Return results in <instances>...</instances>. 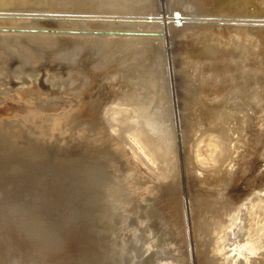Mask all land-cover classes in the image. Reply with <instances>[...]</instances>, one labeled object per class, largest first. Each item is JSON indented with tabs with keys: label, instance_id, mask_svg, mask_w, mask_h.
Returning <instances> with one entry per match:
<instances>
[{
	"label": "rangeland",
	"instance_id": "1",
	"mask_svg": "<svg viewBox=\"0 0 264 264\" xmlns=\"http://www.w3.org/2000/svg\"><path fill=\"white\" fill-rule=\"evenodd\" d=\"M145 1L42 0L40 4L36 2L31 6L27 5L30 8L28 11L26 7V10L20 8L17 11L16 8H7L5 2L2 4L6 8L0 4V10H6L0 11V88L2 86L4 90H16L19 86L24 87L20 89H25L27 85L40 87L41 82L37 81L40 77L30 73L48 69V64H44L48 54L39 53L36 56L33 52L35 46H31L33 40L43 39L45 43L42 42L44 44L41 45L51 46L53 49L61 46L73 54L60 49L64 53L58 55L56 64H64L68 69L67 77L56 81L51 90L63 94L50 97L49 100L57 106L47 109L36 118L37 121H43L26 127L20 118L2 114L0 116V201L4 202H0V264H49L52 260L56 264H144L138 245L133 240H128L127 236H122V231H116L117 225H122L115 218L117 212L114 211L109 195L104 191L106 189L102 185L103 179L98 172L96 160L81 158L77 154L81 131L75 128H79L87 120L86 114L76 116L74 112L78 103L84 102L99 109L107 136L121 145L140 172L159 182L164 193L174 201L173 216L178 221V251L171 254V259L168 258L171 264H187L190 261V264H223L219 262L222 258H226V264H240L244 260L243 256L249 255L253 244L264 242L263 157L257 161L254 172L249 171L250 176L242 183L229 177L236 172L237 165L234 166L229 161H224L225 159L217 166L209 165L213 158L210 155L214 154L213 143L219 141L228 144L232 141L226 137V132H222L220 123L214 125L208 120L214 104V108H219L224 104L234 107L236 103H242V107L245 105L252 117L256 116L258 119L256 110H252V105L248 103L251 95L255 93H240L241 96L237 94L233 88H236L238 79L234 77L233 80L227 74L229 72L226 71L225 63L214 61L215 56H224L225 52L226 31L219 26L223 18L208 15L214 0H156L159 4L155 6V0ZM159 14L162 17L158 18ZM70 40L76 42L75 47L69 43ZM19 45L30 48L32 52L25 49L15 55L13 52L19 50ZM2 47H6L7 51H3ZM217 47L222 51L216 49ZM184 51L190 52L189 58L182 55ZM31 57H36L37 66L20 64V58L27 60ZM188 63H194L191 69ZM141 65H145L146 71L134 80L144 84L135 86L119 84L117 78L112 77L117 70H107L115 66L131 69ZM198 65H201L203 71L197 70ZM78 67L81 69H76ZM6 68L9 73L12 71L11 76L16 77L17 81L2 78L6 77L3 76ZM192 70L198 71L195 77L201 83L200 86L193 77ZM213 71H216L215 76H212ZM101 72L105 73L102 79ZM209 75L212 77H208ZM97 78L100 80L96 83ZM224 85L230 86L227 88ZM222 86L223 89L220 88ZM225 90L226 94H230L226 95ZM22 91L26 93V90ZM37 91L47 93L43 88ZM84 91L83 95L77 94ZM205 94L207 102L204 103ZM223 96L225 97L222 98ZM129 97L133 101L126 102ZM21 99L20 97L17 100L22 101ZM211 99L212 105L209 104ZM44 102L46 105L48 98ZM57 107L60 108L55 110ZM122 108L134 116L144 113L147 119L150 116V121L153 117L157 119L156 122H151L157 124L161 135L165 134L162 135L161 143L162 146L165 145L163 168L153 164L154 158L150 156L152 153L147 154L134 135L113 122L110 115ZM57 114H61L63 118V127L66 128L63 131L60 130L62 124L59 125L61 128L49 130L51 117ZM259 128L263 132L264 123H259ZM68 129L71 131L67 133ZM169 145H173L172 148ZM263 151L264 143L261 145V152L264 153ZM206 155L210 156L208 160L205 159L208 157ZM229 165L233 166L231 170ZM217 173L221 178L218 176L219 182L215 184V188L224 183L226 187H234V193L238 192L237 194L246 190L248 198L231 210L209 207L206 196L212 198L215 188L202 186L199 177ZM252 183H263L255 195L249 192L252 188L249 184ZM180 195L183 196L179 198ZM106 196L110 201L106 200ZM249 196L251 199L256 198L254 204L261 212V218L255 222L251 220V213H248L254 205L251 204ZM180 199H183L182 203ZM223 201L231 205L232 200L224 196ZM247 210L248 224L253 225L255 233H251L248 240L235 237L226 239L224 234L229 230L232 233L234 227L239 223L241 225L240 213ZM257 211L255 209L253 212ZM209 214L215 216L218 222L212 219L214 217H209ZM101 253L105 257L102 262L99 258ZM245 264H255V261L247 258ZM261 264H264V257Z\"/></svg>",
	"mask_w": 264,
	"mask_h": 264
},
{
	"label": "bare ground",
	"instance_id": "2",
	"mask_svg": "<svg viewBox=\"0 0 264 264\" xmlns=\"http://www.w3.org/2000/svg\"><path fill=\"white\" fill-rule=\"evenodd\" d=\"M4 2L6 3L7 8L8 7L12 8V9L16 8V10H17V9H20V8L23 9L26 7L27 10H26V8H25V10L28 11V9H30V8L27 5L31 6L32 3H36V2L41 3L42 0H0V4H2V3L4 4ZM188 2H190V1H188ZM231 2H233V3H231ZM3 4H2V7L5 6V5L3 6ZM157 4H159V3L154 2V6ZM147 6L149 7V4H147ZM170 6H171V4H170ZM230 6H232V8ZM175 7H177V6H175ZM4 8H6V7H4ZM152 8H154V7H152ZM181 8H182V6H181ZM143 10H145V9H143ZM150 10H152V9H150ZM0 11H6V10H0ZM22 11H24V10H22ZM177 11H179V10L177 9ZM207 13L209 16L214 15L215 17L223 18L222 19L223 22L219 26L223 27L226 31V32H224V40H225L224 51L225 52H224V56H221V55L215 56L214 57L215 60L214 59L213 60L215 62L217 61V63L218 62L225 63L226 68H227L226 71L229 72V73H227V72L226 73L229 74L233 78V80H234V77H236V79H238V81L236 80L237 82L234 81V82H236V84H235L236 88H233L234 91L237 94L239 93L240 96H241L240 93H244V94L245 93H247V94L248 93H264V0H214V3L211 5V7ZM4 15H5V13H4ZM10 15H11V13H10ZM160 17H162V15H160L158 18H160ZM171 33H172V31H171ZM32 38H35V36H32ZM216 49H218L220 52L222 51L220 47H217ZM181 50L183 51V49H181ZM169 51H170V49H169ZM182 55L189 58L190 52L184 51L182 53ZM153 57H154V55H153ZM186 57H185V59L187 60ZM217 63H216V65H217ZM188 64H189L188 65L189 68L191 69V66L194 63H188ZM216 65H213V66H216ZM200 66L199 65L197 66V70L201 72L203 70H201L202 67H200ZM213 66H211V67L214 68ZM218 66H219V64H218ZM205 67H206V65H205ZM219 67H221V65ZM219 67H218V69H219ZM63 68H64V64H60V65H57L55 67V69H57V70H61ZM117 68L119 69V71ZM76 69H81V68L78 67ZM103 69H106V67ZM112 69H113V71L117 70L116 71L117 75L114 73L115 75H112V77L117 78V81L119 84H122V85H125V84L129 85L130 84V85H134V86L144 84V83H136V81L134 79H136V78L138 79L139 77L144 75V72L146 71L145 65H141V66H138L136 68H131V69L115 66V67H109L107 70H112ZM197 70H192L193 71V77H195L197 75V73H198ZM64 71H68V69L65 68ZM215 72L213 71L212 76H215L214 75ZM103 74L105 75V73L101 72V75H100L101 79H102ZM171 74H173V72H171ZM203 76H204V73H203ZM212 76L209 75L208 77H212ZM222 76H224V75L222 74ZM225 77H228V76L226 75ZM225 77H222V79L223 78L225 79ZM208 79H211V78H208ZM208 79H206V80H208ZM99 80L100 79L97 78L95 82L97 83ZM106 80H107V78L104 79V82H106ZM195 80L198 82V84L200 86L201 83L198 81V78L195 77ZM229 81L230 80H228V82ZM146 82H148V81L146 80ZM216 82H217V79H216ZM228 82L226 81L227 84H228ZM230 82L232 83V81H230ZM92 83L94 84L93 81H92ZM92 83L90 82V84H92ZM218 83L219 82H217V84ZM89 85H88V87H89ZM235 85H233V86L235 87ZM208 86H209V83H208ZM210 86H212V85H210ZM224 86H226V85H224ZM228 86H230V85H228ZM228 86H226V87L228 88ZM233 86H231V87H233ZM174 88H173V90H174ZM220 88L223 89V86ZM99 89H101V88H99ZM215 89L217 90L218 88H215ZM229 89H227V91ZM63 90H65V89H63ZM219 91H216V92L219 93ZM22 92H25V91H22ZM86 92H88V91L86 90ZM235 92H234V95H235ZM83 93H85V91ZM167 93H169V91ZM228 93L230 94V92H228ZM228 93L226 94V90H225V94L229 95ZM220 95H218V96H220ZM234 95H232V96H234ZM206 96H207L206 94L203 95V98L206 99ZM218 96H216V99H218ZM235 96H238V95H235ZM224 97L225 96H223L222 98H224ZM251 97H253V99L255 101V102H252V110H255V107H256V105H253V104H257L259 107L258 110L262 112L261 116H263L264 104L261 106L260 103H257L258 101L261 102V100H258V98L256 96H254V94H252ZM207 98L210 99L209 96ZM231 98H233V97H231ZM239 98L237 97V99H239ZM212 99L215 100V98H212ZM212 99L210 101L211 103H209L211 105H212V101H213ZM225 99H227V97ZM242 99H240V100H242ZM21 100L23 101V98ZM131 100H132V98H130L126 102H131ZM234 100H236V99H234ZM232 101H233V99H232ZM251 101H253V100L251 99ZM28 102H30V101H27V103L25 104V108L27 110H20V111H18V113H23V115H24L25 112H32V113L36 112L35 109L31 110V108H29L31 106V103H28ZM203 102L204 103L207 102V99L203 100ZM239 102H241V101H239ZM222 104H224V103H222ZM78 105H79V107H78L79 110H81V112H82L80 114L81 115L86 114L87 122L82 124L83 127L80 126L79 128H75V129L81 131V132H79V133H81V135L79 137L80 147L78 149H76V150H78L77 154L80 155L81 158L85 157V158L90 159V160H96L97 167L99 168L98 172L100 173V175L103 179L102 185L106 189L104 191L106 192V195L107 196L109 195V198L111 199V201H110L106 196V200L110 201L111 204L113 203L114 211L117 212L115 218L122 225V226L117 225L116 231H118V232L122 231V236H127L128 240L131 239L138 245V248L141 251V257H143L144 264H171L168 261V258L171 259V256H172L171 254L178 251V234L176 231V229H177L176 226L178 225V221H177V218L173 216L174 201H171V199L164 193L163 189H161V187H160L159 182L152 179V177H148L147 175H144L143 173L140 172L138 166L136 164H134V162L133 163L131 162V160L127 156V152H124V149L122 148L121 145H119L118 143H116L114 140L110 139L107 136V132L104 130V127H103V123H102L103 121L100 118L101 115L99 114V109L96 111L95 107L93 108V106H88L86 104V102L78 103ZM175 105H177V103ZM232 105H230V106H232ZM226 106L224 104V106L222 105V106H219V108H214V107H216V105L214 104L212 107L213 109L211 108L212 110L210 112L208 120L212 121V123L214 125H217L220 123L219 127L222 129V132H226L225 133L226 137H229V139L232 141H230L228 144H224L222 142H219V141L216 142L215 141V143H213V146H212L214 148V154H213V156H212V154L211 155L209 154L213 158H211V160L209 159L211 161V162L208 161L210 164L208 162L207 163L210 166L214 167L215 165L217 166L218 163L222 162L225 159L224 161H229V163H231L234 166L237 165L238 168L236 169V172L233 173V175L232 174L229 175V177L231 176L232 180L242 183L246 180L247 177L250 176L249 171L253 170L252 173L254 172L255 167L257 165V161L261 158V156L263 157V158H261V160L262 159L264 160V153L261 152V145L264 143V137H263L264 131L262 132V130L259 128V122H258V119L256 116H255L256 118L251 117L252 121L248 122L246 125V123H245L246 122L245 121L246 116H245V112H244L245 106L242 107V103H240V105H239V103L238 104L236 103L234 107H228V104ZM114 108H116V107H114ZM168 108H169V106H168ZM177 109L178 108H176V110ZM37 111L40 113V109L38 107H37ZM251 112H253V111H251ZM0 116H1V113H0ZM31 116H33V115H31ZM111 116L113 117V122L115 124H117L118 126H123V128L128 130L132 135H134L137 138L136 140H138V142L142 146L143 150L147 154L150 155L152 153L150 156H152L154 158L153 160L155 163H153V164H155L156 166H158L160 168H163V163H162L163 152H164L163 147L165 148V145L164 146L161 145L163 134L161 135L157 124L155 125V123H152L153 121L156 122L157 119L155 120L153 117V119H152L153 121L151 120L152 121L151 122L149 120V117H150L149 115H147V116H149L148 119L144 113L138 114V116L137 115L134 116L131 114L130 111H128L125 108H122L120 110H116V112L113 113V115H110V117ZM172 116H171V118H172ZM174 116H175V114H174ZM34 118L35 117H33L31 119H34ZM171 118H169V119H171ZM110 121L112 122V120H110ZM158 122H160V121H158ZM263 122H264V119H263ZM52 123H56L57 126L62 124V126H63L64 122H63V118H62L61 114L56 115L54 117V119L52 120ZM159 125L161 126V124H159ZM169 126H170V124H169ZM170 127H169V129H170ZM62 131H63V129H62ZM70 131L71 130L68 129L67 133ZM65 132H66V130H65ZM175 133H176V131H175ZM209 135H212V134H209ZM250 138H251V140H250ZM216 139H219V138L216 137ZM201 140H203V139H201ZM204 141H205V139H204ZM199 143H201V142H199ZM170 146L172 148L173 145H169V147ZM182 150H184V149H182ZM197 151H198V149H197ZM149 152H151V153H149ZM175 153H176V151H175ZM192 155L194 157L195 154L192 153ZM209 155H206L208 157H206L205 159L210 158ZM176 156H177V154H176ZM196 159H197V157H196ZM175 162H177V160ZM195 162H196V160H195ZM178 164H177V166H178ZM149 165H151V164H149ZM179 166H181V164ZM229 166H228V168H229ZM198 167H200V166H198ZM232 167L230 166L229 170H231ZM172 168H173V166H172ZM207 169H209V168H207ZM173 171H172V173H173ZM218 176L219 175L217 173L215 175H210L208 177L207 176L206 177H199V180H201L202 186L206 185V186H211V187L215 188V186H217L215 184H217L219 182ZM224 177H226V176H224ZM227 179H229V178H227ZM222 183H223V181H222ZM263 183H261L259 185H255L254 183L249 184V186L252 185V186H250L252 188L250 189L249 192L253 193V195H255L256 192L258 191L259 187ZM179 184H180V182H179ZM241 187H243V186L241 185ZM245 187L248 188V186H245ZM180 188H181V186H180ZM236 191H238V190L236 189ZM245 191L246 190L241 191L239 194H237L238 192L234 193V187H231V186L226 187L225 186V192L222 195V199H220V200L219 199H213V197L210 198V196H206V199L208 200L207 204L209 207L216 206L215 208H218L220 210H231L233 208H236L239 204H241L242 201H244L248 198V194H247L248 192H245ZM181 196H183V195H180L179 198ZM224 196H226L228 198L230 197V199L232 200L231 205L224 203V201H223ZM249 198L251 200V204L253 205L256 202V200H255L256 198L251 199V196H249ZM180 200H181L180 202L182 203L183 199H180ZM210 200L212 201L211 203H210ZM0 202H3V201H0ZM221 202H222V204H221ZM178 204H180V203H178ZM6 208H7V206H6ZM6 208H4V209H6ZM182 208H183V206H182ZM4 209H2V210H4ZM255 209H258V211L253 212ZM249 210L240 213V218H242L241 225L239 223L236 227H234L232 229L233 230L232 233H231V230H229L228 233L224 234L226 239H231V238L235 237V238H240L243 240H248L251 233H253V234L255 233L253 225L248 224L247 212L249 211L248 213H251V220L253 222H255L259 218H261V214H260L261 212L259 210V207H256L255 204L252 207H250ZM5 212H6V210H5ZM181 213H183L182 210H181ZM183 215H182V217H184ZM209 217H211V218L214 217L212 219H214L215 222L216 221L218 222V220L215 216L209 214ZM183 219L185 220V217ZM3 220H4V218H3ZM181 221H183L182 218H181ZM184 222L186 224V221H184ZM15 224H17V223H15ZM214 224H216V223H214ZM182 225L184 226V223ZM184 230H185V228H184ZM186 231L187 230H185V232ZM220 233H222V232H220ZM183 235H184V239H185L184 242H186L184 232H183ZM1 240H2V238H1ZM4 243L6 244V242H4ZM186 244L187 243H185V245ZM5 248H7V247H5ZM186 248H188L187 245H186ZM26 253H28V252H26ZM17 256H19V255H17ZM246 256L247 255L243 256L244 260L242 259L240 264H245V260L247 258H250V259L252 258L253 261H255V264H256V262L258 264H261V260L264 257V242H262L261 244H253L252 250H250L249 255L247 257ZM15 257H13V259ZM43 257H45V256H43ZM99 258H100V262H102L105 257L101 253L99 255ZM40 259H41V257L39 258V261H40ZM50 260H52V259H50ZM17 261L19 262V260H17ZM52 261H50V262H52ZM59 261L61 262V260H59ZM188 261H189V259H188ZM46 262H48V261H46ZM50 262H49V264H50ZM190 262L187 264H190ZM219 262L226 264V258L219 259ZM53 263H55V262H52V264ZM40 264H41V262H40ZM194 264H195V262H194Z\"/></svg>",
	"mask_w": 264,
	"mask_h": 264
},
{
	"label": "water",
	"instance_id": "3",
	"mask_svg": "<svg viewBox=\"0 0 264 264\" xmlns=\"http://www.w3.org/2000/svg\"><path fill=\"white\" fill-rule=\"evenodd\" d=\"M2 40H4V39H2ZM4 41H6V40H4ZM67 41H68V39H67ZM42 42H44L43 39H37V40H33L32 44H31V46H35V48H33V52L36 53V56H39V53H42V54L43 53H47L48 54L46 56V61L44 63V64H48V66H49L48 69L44 70V71H37L38 73L37 72L36 73H30L33 76L40 77L37 80V81L41 82L40 87L34 86V85L33 86L32 85H27V87L25 89H20V88H24V87L19 86V85H21V84H19V85H17L19 87H17L16 90L15 89L13 90V88H11L9 90H4V87H2V86L0 88V113L2 115H5V116L9 115V117L20 118V121L24 122L26 127L29 126L30 124L36 125V124L39 123V121H43V120L37 121L36 118L41 116L40 114H42L47 109H52V108H55V106H57L54 102H51V100H49V99H50V97H53L54 95L60 96L63 93H54V92H52V90H51L52 87L51 86L53 84H55L56 81L63 80V78L67 77V75H66L67 71H64L65 66H64L63 69H61L59 71L57 69H55V67L57 65L56 61H58V59H57L58 55H60V54H62L64 52L68 53L69 49L62 48L61 46H56V48L53 49L51 46L48 47V46L41 45V44L45 43V42L44 43H42ZM69 43H71L72 47H75V45H76L75 41L71 42V40H70ZM2 48H3V51L4 50L7 51L6 47L5 48L2 47ZM25 49L26 48H23L22 46H20L19 50H15L13 53L16 55L18 52L20 53L21 50H25ZM60 49L62 51H64V52L60 51ZM26 50H29L28 51L29 53L32 52V51H30L31 50L30 48H28ZM70 53L72 54V52H69L68 54H70ZM33 56H35V55H33ZM33 58H35V60H36V57H31V59H27V60L20 58L19 61H20V64L22 66H26V65L30 66L31 64L32 65L36 64V66H37V60L33 61L34 60ZM50 65H52L53 67L50 66ZM60 72H62V73H60ZM11 73H12V71L9 73L7 68H6V73L3 75V76H6V77H2V78L4 80L17 81V78L11 76L13 74V73L12 74ZM40 88H43V90L46 89L47 93H39L37 90H39ZM19 90H26V93L22 92V91H19ZM77 94L83 95L85 93H77ZM254 96H256L257 98H259V96H260L261 102L258 101L257 103H260V105L264 104V93H255ZM20 97L23 98V101H18L17 100ZM47 98H48V103L45 105L44 100L47 99ZM251 99L253 101H251ZM27 101H30L28 103H31V110L35 109L36 112L35 113L25 112L24 115H23V113H18V111H20V110H27L25 108V104L27 103ZM252 102H255L253 97H251L248 100V103L250 105H252ZM253 105H256V107H258L257 104H253ZM37 107L40 109V113L37 111ZM78 107H79V105H77L75 107L76 110H75L74 114L76 116H80V113H82L81 110H79ZM250 107H252V106H250ZM59 108L60 107H57L55 110H57ZM65 108H66V106H65ZM95 110L97 111V109H95ZM255 110H256V112L258 114V122L259 123H264L263 122L264 113H263V116H261L262 112L259 111L258 109H255ZM244 112H245V116H246L245 117V121H246L245 123L247 125V123L250 121L249 119L252 117V115L249 113V110H247L246 106H245V111ZM31 115H33V116H31ZM55 116L56 115L52 116L51 120H53ZM33 117H35V118L31 119ZM61 127L57 126L56 123H52V121H51L49 130H54L55 128H61L60 130H62V129L65 128V126L64 127L61 126ZM103 127H104V123H103ZM104 130H105V128H104ZM225 186L226 185L223 183L221 186L216 187L214 189V195H212L214 199H219V200L222 199V195L225 192Z\"/></svg>",
	"mask_w": 264,
	"mask_h": 264
}]
</instances>
